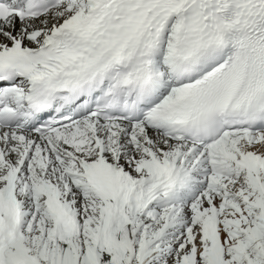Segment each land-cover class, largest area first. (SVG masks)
Returning a JSON list of instances; mask_svg holds the SVG:
<instances>
[{
	"label": "snow or ice",
	"instance_id": "1",
	"mask_svg": "<svg viewBox=\"0 0 264 264\" xmlns=\"http://www.w3.org/2000/svg\"><path fill=\"white\" fill-rule=\"evenodd\" d=\"M0 264H264V0H0Z\"/></svg>",
	"mask_w": 264,
	"mask_h": 264
}]
</instances>
